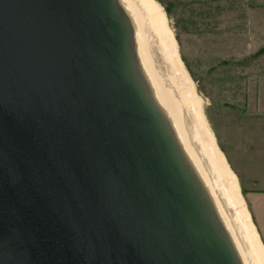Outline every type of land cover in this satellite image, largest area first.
<instances>
[{
    "label": "water",
    "instance_id": "obj_1",
    "mask_svg": "<svg viewBox=\"0 0 264 264\" xmlns=\"http://www.w3.org/2000/svg\"><path fill=\"white\" fill-rule=\"evenodd\" d=\"M139 25L124 0H0V264H259Z\"/></svg>",
    "mask_w": 264,
    "mask_h": 264
},
{
    "label": "rangeland",
    "instance_id": "obj_2",
    "mask_svg": "<svg viewBox=\"0 0 264 264\" xmlns=\"http://www.w3.org/2000/svg\"><path fill=\"white\" fill-rule=\"evenodd\" d=\"M153 2L164 14L206 128L255 224L251 199L264 193V0Z\"/></svg>",
    "mask_w": 264,
    "mask_h": 264
},
{
    "label": "bare ground",
    "instance_id": "obj_3",
    "mask_svg": "<svg viewBox=\"0 0 264 264\" xmlns=\"http://www.w3.org/2000/svg\"><path fill=\"white\" fill-rule=\"evenodd\" d=\"M124 1H126L128 4V9L135 20L136 28L140 29L139 24H142L146 27L147 31H149V34L153 38L155 47L152 50L165 74L166 81L164 80V82L171 93V101L175 108H179L181 113H184L188 123L195 125L200 131L203 138L202 148L206 150L205 157L208 161L211 171L216 172L219 180L223 181V185L218 189V192L223 198L225 197L234 208L236 218H238V220L241 221L243 225V229L246 233V238L249 242L252 253L259 264H264V246L258 237L254 224L248 216V212L245 210L242 201L240 200L235 177L230 172L223 159L219 156L217 148L213 142V139L211 138L210 132L206 128L202 114L200 112L198 98L196 97L194 89L189 80L185 78L186 75L182 70L176 55L174 46L175 40L170 29L167 27L163 12L160 11L158 6L155 4L156 2L154 1V3L153 0ZM141 60L144 62V70L154 87L159 102L163 107H168L169 109L167 108V111L170 113L169 110H172L171 101L166 90L159 82L156 73L152 68V63L146 56L145 52L141 53ZM175 87L177 88L180 95L178 99L173 93ZM162 90L166 93V95L163 94ZM196 136L197 138L199 137L198 133H196Z\"/></svg>",
    "mask_w": 264,
    "mask_h": 264
},
{
    "label": "crops",
    "instance_id": "obj_4",
    "mask_svg": "<svg viewBox=\"0 0 264 264\" xmlns=\"http://www.w3.org/2000/svg\"><path fill=\"white\" fill-rule=\"evenodd\" d=\"M251 202L254 225L264 246V193L255 194Z\"/></svg>",
    "mask_w": 264,
    "mask_h": 264
},
{
    "label": "trees",
    "instance_id": "obj_5",
    "mask_svg": "<svg viewBox=\"0 0 264 264\" xmlns=\"http://www.w3.org/2000/svg\"><path fill=\"white\" fill-rule=\"evenodd\" d=\"M158 2H162L163 0H157ZM165 12H166V15H169L170 11H169V8L167 6H165ZM257 54V53H255Z\"/></svg>",
    "mask_w": 264,
    "mask_h": 264
}]
</instances>
